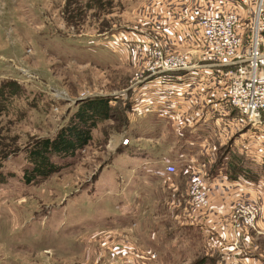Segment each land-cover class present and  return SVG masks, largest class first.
<instances>
[{
	"label": "rangeland",
	"instance_id": "obj_1",
	"mask_svg": "<svg viewBox=\"0 0 264 264\" xmlns=\"http://www.w3.org/2000/svg\"><path fill=\"white\" fill-rule=\"evenodd\" d=\"M152 46L186 55L152 45V0H0V264H152V249L164 263L197 261L198 228L181 225L178 197L168 204L171 192L157 184L173 183L160 171L198 145L147 108ZM96 97L109 110L88 143L33 176L28 148ZM222 131L205 144L211 171L237 157L240 132L220 141Z\"/></svg>",
	"mask_w": 264,
	"mask_h": 264
},
{
	"label": "crops",
	"instance_id": "obj_2",
	"mask_svg": "<svg viewBox=\"0 0 264 264\" xmlns=\"http://www.w3.org/2000/svg\"><path fill=\"white\" fill-rule=\"evenodd\" d=\"M202 6L203 0H152V45L185 52L190 66L181 71V75H174L173 72L165 79L150 77L149 82L144 84L148 91L147 108L160 116H170L169 121L175 127L187 129L186 141L198 145L197 149L194 147L195 152L191 149L178 157L173 156L172 164H182L176 172L160 171L165 179H172L173 183L157 186L171 192L168 204L178 197L176 204L180 206L181 225L198 228L201 242L197 261L192 263L188 256L187 263L180 264H223L232 258L243 264H264V124H249L229 108L224 102L226 67L207 60L199 45L190 42L188 24L199 14ZM143 10L142 6L135 5L134 15L145 14ZM146 88H141V95L147 92ZM139 102H143L142 97ZM149 121V127H152V119ZM228 121H233V124L226 135L240 132L235 140V164L225 166L223 163L224 166L211 171L206 159L207 164L202 160L208 157L205 144L213 138L214 132L218 134L219 129L224 130ZM208 128H213V134ZM136 136L152 138V135L141 133ZM217 137L220 141L227 138L222 135ZM141 160L152 163V156ZM195 176L203 178L210 188L209 204L205 208L193 206L188 197L187 188ZM246 202L259 206L256 229L235 225L238 208ZM154 236L157 238L158 234H152V238ZM185 237L182 231L181 238ZM154 252L152 249V264H168Z\"/></svg>",
	"mask_w": 264,
	"mask_h": 264
},
{
	"label": "built area",
	"instance_id": "obj_3",
	"mask_svg": "<svg viewBox=\"0 0 264 264\" xmlns=\"http://www.w3.org/2000/svg\"><path fill=\"white\" fill-rule=\"evenodd\" d=\"M188 28L191 29L190 42L199 45L202 55L226 67L224 91L229 108L249 124H264V0H203L202 10L188 24ZM244 28H247L248 35ZM240 51L245 53L244 58H240ZM151 54L148 77L165 79L170 73L186 70L190 66L183 54H171L155 46H152ZM224 129L220 135L226 136L227 124ZM128 141L127 137L122 139L123 144ZM164 171L174 173L176 167L170 163ZM209 190L203 178H192L187 188L192 205L207 207ZM258 214V205L240 204L235 225L256 229ZM223 264L243 262L232 258Z\"/></svg>",
	"mask_w": 264,
	"mask_h": 264
},
{
	"label": "trees",
	"instance_id": "obj_4",
	"mask_svg": "<svg viewBox=\"0 0 264 264\" xmlns=\"http://www.w3.org/2000/svg\"><path fill=\"white\" fill-rule=\"evenodd\" d=\"M70 116L68 123L53 137L43 138L28 148L27 158L33 165L31 174L46 175L56 169L51 156L71 155L91 139V131L107 118L108 101L104 97L86 98ZM33 176L26 175L30 181Z\"/></svg>",
	"mask_w": 264,
	"mask_h": 264
}]
</instances>
